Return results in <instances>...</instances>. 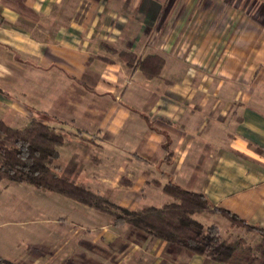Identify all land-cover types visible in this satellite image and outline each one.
<instances>
[{"label":"crops","instance_id":"0c3cea01","mask_svg":"<svg viewBox=\"0 0 264 264\" xmlns=\"http://www.w3.org/2000/svg\"><path fill=\"white\" fill-rule=\"evenodd\" d=\"M219 1L217 13L196 0H0V123L24 131L38 121L63 136L55 175L109 205L162 209L175 186L264 229V16L228 15ZM126 55L162 59L161 76L149 80ZM228 82L241 89L228 93ZM10 185L27 188L34 264H218L72 199ZM223 219L196 217L219 232Z\"/></svg>","mask_w":264,"mask_h":264},{"label":"trees","instance_id":"16d2710c","mask_svg":"<svg viewBox=\"0 0 264 264\" xmlns=\"http://www.w3.org/2000/svg\"><path fill=\"white\" fill-rule=\"evenodd\" d=\"M125 57L129 58L128 66L139 68L149 80L159 78L165 66L158 57H149L143 62L134 55ZM64 143L63 136L38 121H33L24 131H15L0 123V183L32 187L72 199L110 214L117 225L129 224L154 238L218 264H264V229L246 223L229 211L212 210L209 201L202 195L170 186L167 194L173 196V204L162 209L132 213L63 181L55 175L54 163ZM207 213L221 216L248 232L260 234L261 242L251 246L244 239L222 240L216 226L206 227L196 220V217ZM0 264L15 263L0 256Z\"/></svg>","mask_w":264,"mask_h":264},{"label":"rangeland","instance_id":"374dc122","mask_svg":"<svg viewBox=\"0 0 264 264\" xmlns=\"http://www.w3.org/2000/svg\"><path fill=\"white\" fill-rule=\"evenodd\" d=\"M187 0H184V3ZM227 1V14L230 15L234 12L235 8L238 7L239 10H244L245 12H252V13H258L260 16H264V2L263 0H258L260 3H256L254 0H225ZM225 1H222L224 3ZM197 4L199 2L201 5L205 6L207 9L212 6L211 9L215 10L217 13L220 12L219 0H196ZM237 3L241 4V6H238ZM207 5V7H206ZM201 6V7H202ZM218 6V7H217ZM222 7V6H221ZM203 8V7H202ZM202 13L205 14V12L200 11L197 15V29L199 27L201 28L203 25V16L198 17L199 15H202ZM232 21H230V18L226 25H232ZM213 24V23H212ZM220 23H218L219 25ZM264 24V23H263ZM219 27V26H218ZM203 29V28H202ZM201 29V30H202ZM198 33V30H196ZM202 32V31H201ZM220 29L218 28L216 30L215 34L219 35ZM228 33L230 34V30H228ZM193 38H186L185 41L180 45L178 48V54L177 59L181 62H185L187 58V51L189 49H193ZM152 42V41H150ZM166 42V38L162 39L159 38L157 40H154L152 42V45L155 43L158 44L157 47H160L163 45V43ZM158 49V48H157ZM158 51H163L161 49H158ZM228 93L235 92L237 90H240L241 87L238 85H235L234 82H228ZM42 120V119H41ZM48 121V119H47ZM49 122H51L49 120ZM10 183L3 182L0 184V253L5 258L15 257L14 254L16 252H21L20 259H16L14 261H11L15 264H34L33 260H30L28 253L26 249L28 248V239H27V233L28 228L30 225V220L28 217V214L26 213V207L29 206V199L27 196L26 189L23 190V193L17 192L18 190H15V188L11 187ZM11 187V188H10ZM22 191V190H21ZM11 205H17V207H20L19 213H17L15 210H11ZM114 213L122 215L119 211H114ZM222 219V218H220ZM213 221H217L216 218L213 219ZM223 221L227 222L223 219ZM228 223V222H227ZM221 239L226 241H235L238 239H244L247 244L251 246L257 245L262 240V236L255 232H248L243 227L235 226V225H227V227H221ZM15 249L16 252H14L12 249ZM12 253L13 255H9ZM8 259V258H7ZM14 259V258H13Z\"/></svg>","mask_w":264,"mask_h":264},{"label":"built area","instance_id":"2783aa9c","mask_svg":"<svg viewBox=\"0 0 264 264\" xmlns=\"http://www.w3.org/2000/svg\"><path fill=\"white\" fill-rule=\"evenodd\" d=\"M2 27H3V24H2V22L0 20V30L2 29Z\"/></svg>","mask_w":264,"mask_h":264}]
</instances>
